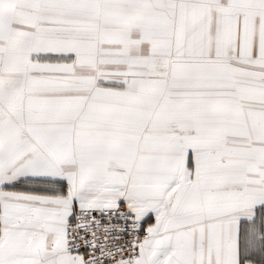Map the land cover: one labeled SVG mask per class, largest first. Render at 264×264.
I'll list each match as a JSON object with an SVG mask.
<instances>
[{
  "label": "snow or ice",
  "instance_id": "1",
  "mask_svg": "<svg viewBox=\"0 0 264 264\" xmlns=\"http://www.w3.org/2000/svg\"><path fill=\"white\" fill-rule=\"evenodd\" d=\"M0 264H264V0H0Z\"/></svg>",
  "mask_w": 264,
  "mask_h": 264
}]
</instances>
